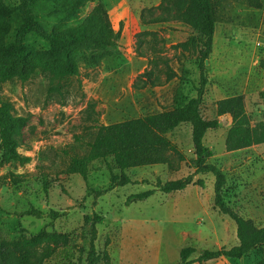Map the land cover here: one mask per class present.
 <instances>
[{"label": "rangeland", "instance_id": "rangeland-1", "mask_svg": "<svg viewBox=\"0 0 264 264\" xmlns=\"http://www.w3.org/2000/svg\"><path fill=\"white\" fill-rule=\"evenodd\" d=\"M162 1L89 0L74 25L100 8L113 33H120L107 57L95 64L77 58L74 77L58 79L37 71L25 82L13 79L0 85V101L10 104L13 117L25 120L16 150L29 159L22 165L6 163L0 156V238H32L50 224L46 216L36 219L20 213H59L45 230L57 239L34 247L38 256L46 255L42 264H85L91 243L99 264H179L184 248L197 251L193 261L203 250L229 249L238 243L235 224L214 207L211 176L193 178L204 180L203 190L190 185L182 192L163 194L156 188L158 181L194 173L188 127L166 135L178 155L167 165L126 170L131 181L126 187L109 191L105 163L89 161L88 145L99 126L157 115L174 109L179 94L194 95L193 87L199 84L197 58L179 45L198 35L176 20L153 22L172 16L169 6L161 7ZM215 1L217 23L204 66L207 86L201 114L217 119L219 126L204 138L213 153L207 162L225 175L222 197L227 207L264 228V145L229 151L225 139L231 119L217 117L215 107L220 100L242 97L249 125L264 121V0L262 10L244 0ZM13 5L15 0H0V16L12 26L16 19L8 11ZM27 45L33 56L45 49L35 38ZM145 71H153L151 79H138ZM169 75L175 76L167 80ZM74 159L88 171L87 181L71 171ZM102 191L107 192L96 198ZM147 191L153 196L125 206L129 196ZM205 264H264V253Z\"/></svg>", "mask_w": 264, "mask_h": 264}, {"label": "trees", "instance_id": "trees-1", "mask_svg": "<svg viewBox=\"0 0 264 264\" xmlns=\"http://www.w3.org/2000/svg\"><path fill=\"white\" fill-rule=\"evenodd\" d=\"M89 0H15L8 16L15 18L14 26L0 16V85L18 79L29 80L37 71L53 74L58 79L74 77L78 74L77 58H87L91 64L103 60L116 48L120 33H113L100 8L81 23L74 25ZM255 9L262 10L261 0H244ZM169 6L172 16H159L155 23L169 22L171 19L185 24L198 36L179 45L183 51H192L197 58L199 84L193 87V97L187 94L177 96L174 109L157 115L145 116L121 123L99 126L96 136L89 143V161L105 163L109 173V191L116 187L131 184L125 171L133 168L167 165L171 156L178 155L177 147L166 137L180 126L191 131V144L194 150V173L185 178L160 182L156 188L163 194L184 191L194 185L205 189V182L193 178L197 175L211 176L214 179V207L218 213L231 220L236 226L237 245L229 249L203 250L195 260H190L197 251L188 247L180 251L179 264H205L220 259L241 260L254 252L264 253V228L257 227L253 221L239 216L227 207L222 191L226 185L225 175L216 166L207 161L213 157L212 151L205 146L204 138L208 131H216L217 119L207 120L201 114V105L207 86L205 61L212 52L215 24L217 23V1L215 0H163L161 7ZM35 38L45 49L30 54L27 42ZM264 68V62L261 63ZM153 71H145L140 78L151 79ZM172 76L169 75L167 80ZM153 85V82L150 81ZM143 88V87H142ZM264 98V93L261 95ZM216 116H228L231 127L227 131L225 144L229 151L236 152L253 146L264 145V121L250 126L244 116L242 97H230L215 104ZM25 126V120L11 115L9 103L0 101V156L6 163L27 164L29 159L17 152L16 136ZM108 159L111 161L108 162ZM71 171L87 181L88 171L75 159ZM118 171L119 174H114ZM17 185V182H14ZM107 191L97 192L101 197ZM153 191L131 195L125 206L142 202L153 196ZM20 216L42 219L46 216L49 225L39 230L37 235L26 238L20 235L14 238H0V264H42L44 256H38L34 247L56 235L45 230L60 214L49 211L44 214L37 209L20 213ZM98 219V218H97ZM99 220V219H98ZM17 229V227H16ZM22 230V229H21ZM95 232H93V235ZM100 259L93 244L85 259V264H99Z\"/></svg>", "mask_w": 264, "mask_h": 264}, {"label": "water", "instance_id": "water-1", "mask_svg": "<svg viewBox=\"0 0 264 264\" xmlns=\"http://www.w3.org/2000/svg\"><path fill=\"white\" fill-rule=\"evenodd\" d=\"M208 61H205V64H207Z\"/></svg>", "mask_w": 264, "mask_h": 264}]
</instances>
